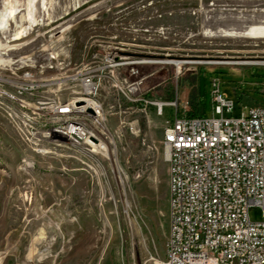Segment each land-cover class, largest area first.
I'll list each match as a JSON object with an SVG mask.
<instances>
[{"label": "rangeland", "instance_id": "1", "mask_svg": "<svg viewBox=\"0 0 264 264\" xmlns=\"http://www.w3.org/2000/svg\"><path fill=\"white\" fill-rule=\"evenodd\" d=\"M9 6L16 12L0 25L7 71L30 68L70 99L80 90L70 77L111 53L126 62L117 69L125 93L107 92V81L98 93L111 157L85 142L33 137L0 108V264H163L162 139L173 112L153 101L178 98L192 111L198 96V114L211 116L216 77L235 103L227 116L264 105V64L225 63L264 61V0H0V21ZM172 59L194 62L179 73L162 62ZM249 216L262 220V209L250 206Z\"/></svg>", "mask_w": 264, "mask_h": 264}, {"label": "built area", "instance_id": "2", "mask_svg": "<svg viewBox=\"0 0 264 264\" xmlns=\"http://www.w3.org/2000/svg\"><path fill=\"white\" fill-rule=\"evenodd\" d=\"M4 54L0 52V76L19 90L35 93V100L17 97L18 103L27 105L26 122L33 137L88 144L104 139L105 133L96 123L98 116H105L98 93L106 81L110 82L107 92L125 93L117 69L126 62L108 53L87 63L70 77L79 84L78 95L63 99L47 87L50 80L39 78L32 69L7 71L1 59ZM211 96V116L191 115L178 98L153 101L160 113L165 106L173 109L162 139L170 190L163 264H264V105L247 107L239 117L227 116L235 103L216 77L211 80ZM80 100L84 103L77 104ZM129 100L143 101L144 108L148 102L130 96ZM56 114L82 116L88 130L60 125L55 122ZM252 205L262 209V220H251Z\"/></svg>", "mask_w": 264, "mask_h": 264}, {"label": "bare ground", "instance_id": "3", "mask_svg": "<svg viewBox=\"0 0 264 264\" xmlns=\"http://www.w3.org/2000/svg\"><path fill=\"white\" fill-rule=\"evenodd\" d=\"M10 6L5 7L2 10V17H1L0 25L7 24L9 17L14 16L16 9L10 8ZM2 27H5V26H2ZM21 38H22L21 32H17L14 39L21 40ZM18 47L19 45L18 46L13 45L11 50L17 49ZM149 62H159V61L149 60ZM162 62L174 64L177 68V72L180 73L182 66L184 64L194 62V60L189 61V60H180V59L173 60L172 59V60H165ZM195 62L197 63H217V62H212V61H201V60H198ZM225 63H230V64H233V63H236V64L259 63L260 64L261 63V64H264V61L263 60L262 61H232V62L225 61ZM5 90L8 92H6ZM17 97L22 98V100H35V93H33V91H30V90H19L17 86H13L11 81L6 80L4 76H0V108L7 113L9 118L13 120L19 128H21L20 126H26V128L29 129V133H30L29 123L26 122L28 121V114H26L27 105L18 103ZM85 100L87 101L88 104L92 103V100L90 99H85ZM55 122L60 123V125H71V127H74L76 129L88 130V122L85 121L82 116H78V115L56 114ZM96 123L101 127L103 133H106V132L108 133V129L105 125V116H98ZM99 139H100L99 142L89 141V144L93 147L92 150L93 151L96 150L102 153L103 155H105L106 157H111V150H110L108 143L105 142V139H102V138H99ZM56 140H64V139H56ZM69 143L80 144L77 142H69Z\"/></svg>", "mask_w": 264, "mask_h": 264}, {"label": "crops", "instance_id": "4", "mask_svg": "<svg viewBox=\"0 0 264 264\" xmlns=\"http://www.w3.org/2000/svg\"><path fill=\"white\" fill-rule=\"evenodd\" d=\"M197 99H198V96H197V98H196V107H194V109L191 111V109L187 106V103H185V104H183V103H181V105L180 106H186L187 107V109H188V112L191 114V115H199L198 113V107H197ZM179 101H180V99H178ZM171 110H172V112H173V109L171 108Z\"/></svg>", "mask_w": 264, "mask_h": 264}, {"label": "water", "instance_id": "5", "mask_svg": "<svg viewBox=\"0 0 264 264\" xmlns=\"http://www.w3.org/2000/svg\"><path fill=\"white\" fill-rule=\"evenodd\" d=\"M83 103H84L83 100H80V101L77 102V104H83ZM88 112H90L92 114L94 113V111H93V109L91 107H88Z\"/></svg>", "mask_w": 264, "mask_h": 264}]
</instances>
